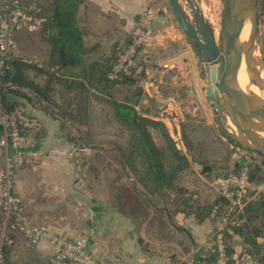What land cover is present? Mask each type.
Returning a JSON list of instances; mask_svg holds the SVG:
<instances>
[{
    "label": "crops",
    "instance_id": "obj_1",
    "mask_svg": "<svg viewBox=\"0 0 264 264\" xmlns=\"http://www.w3.org/2000/svg\"><path fill=\"white\" fill-rule=\"evenodd\" d=\"M32 6L36 16L47 19L35 33L36 65L56 71L50 81L37 73L47 98L33 101L29 113L41 123L35 140L48 147L50 157L38 167L17 171L14 181V192L32 224L71 240L89 234L99 264H214V236L223 228L234 264H264L263 253H250L252 245L264 251V237L247 241L244 229L247 215L258 216L251 224L260 226V207L248 213V205H243L235 211L237 218L230 213L226 225L213 213L197 221L188 211L198 196L216 205L220 197L211 183L231 172L239 154L245 153L222 129L199 74L189 80L195 57L200 70L199 60L169 2L33 0ZM146 14L156 27L149 65L107 94L92 88V72L102 74L112 65ZM110 101L132 106L142 118L160 123L186 158L188 165L174 178L172 189L160 188L156 183L164 179L146 174L147 164L135 153L137 139L116 118ZM1 133L0 128V140ZM150 134L165 150L161 133L151 129ZM76 147L82 159L79 152L71 154ZM219 147L227 149L222 158L215 155ZM21 238L7 249L9 264H47L46 258L54 256L51 242L32 246Z\"/></svg>",
    "mask_w": 264,
    "mask_h": 264
},
{
    "label": "built area",
    "instance_id": "obj_2",
    "mask_svg": "<svg viewBox=\"0 0 264 264\" xmlns=\"http://www.w3.org/2000/svg\"><path fill=\"white\" fill-rule=\"evenodd\" d=\"M47 19L34 16L22 7L21 0H0V79L9 70V62L13 57L16 44L15 34L26 31L40 30ZM151 15L147 14L144 24L135 27L130 35L127 46L118 49L117 58L112 66L109 78L116 80L121 77H130L140 68L151 62V47L155 31L152 26ZM19 109L9 110L0 103V128L2 138L0 147L5 151L3 173V206L0 216V264H5L3 256L4 243L10 240L4 233L7 229L16 230L28 238L32 245L42 241L52 240L55 246V256L52 264L73 262L76 264H99L89 250V235L76 240L50 236L46 231L30 224L22 216V206L19 198L12 192V176L17 169L37 163L45 157V152L36 149L26 139L24 131L36 130L39 125L36 119L27 114H21ZM9 152V153H8ZM255 153L249 156L255 157ZM257 156V155H256ZM245 160H249L248 155ZM211 186L220 197L230 203L231 212L239 211L243 205L259 202L264 198V182L257 183L249 179L247 168L238 174L219 177L213 180ZM230 212V213H231ZM228 212V214L230 215ZM214 252L217 254V264H227L225 231L223 228L215 233Z\"/></svg>",
    "mask_w": 264,
    "mask_h": 264
},
{
    "label": "water",
    "instance_id": "obj_3",
    "mask_svg": "<svg viewBox=\"0 0 264 264\" xmlns=\"http://www.w3.org/2000/svg\"><path fill=\"white\" fill-rule=\"evenodd\" d=\"M220 1L218 34L196 0L168 2L196 51L205 94L222 129L240 148L264 155V98L245 92L238 81L244 54L250 83L264 90V80L257 75L258 70H264V57L258 46L259 0ZM247 20L251 29L243 43L241 34Z\"/></svg>",
    "mask_w": 264,
    "mask_h": 264
},
{
    "label": "trees",
    "instance_id": "obj_4",
    "mask_svg": "<svg viewBox=\"0 0 264 264\" xmlns=\"http://www.w3.org/2000/svg\"><path fill=\"white\" fill-rule=\"evenodd\" d=\"M21 3H22V7L29 11L28 8L29 5L28 6L25 5L24 1H21ZM259 8H260V12L262 13L264 9V2L263 4H261V6L259 3ZM129 42L127 43V45L129 44ZM117 52L112 65H110V67L107 68L104 73L100 74L97 71H93L96 70V68H93L91 80L93 81L92 88H94L95 90H99L107 94L108 91L113 87L121 83L129 82L133 78L132 76L121 77L116 80L109 78V73L111 72L112 66L117 58ZM9 65H10L9 70L7 71L6 75L2 79H0V89H3L6 86H8L7 87L8 90L5 91L2 97L9 110H14L17 106L23 105L21 104L20 101L15 100V98L21 99L22 101L25 100L29 103H33V101L35 102L36 99H40V96L43 98H47L46 90L43 91L41 90L39 85L34 81L32 76L30 75V71H35L37 73L46 75L50 81L53 79V75H54L53 73L56 72L55 70H52L51 71L52 73L49 70H40L39 67H37V65L28 64L27 62L15 58L14 56L11 58ZM93 75L95 76L93 77ZM108 103L113 108L116 118L127 129H129L132 132L134 137H136L137 139L136 147H138L139 149L135 153L137 156H140L147 164L146 168H144L146 170V174L153 176L154 178H157V180L161 178L164 179V182L159 181L156 183V185H158L160 188L168 187L169 189H172V187L175 184H177L173 182L174 178L178 177L181 174V169L187 167L188 164L186 158L175 148L172 140L166 133L164 127L158 122L142 118L136 113V111L132 106L121 104L116 101H110ZM85 114L86 113H82V116H85ZM78 120L85 121V118H78ZM151 129L158 130L161 133L166 145L165 150L163 148H160L155 143L152 135L150 134ZM28 132L29 131H24L23 133L27 135ZM70 140L73 142V138H70ZM81 141L82 140H78V142ZM234 145L239 147L236 144ZM187 146L190 147V144H188V142H187ZM165 151H167V154ZM124 154L127 159L128 157H130L127 152ZM258 156H259L258 158L251 157L248 161L245 160L244 158H241L233 166L231 172L228 171L227 173H225V175H223V177H227L230 174H238L243 168H247L249 179L251 181H255L257 183L264 182V155L258 154ZM130 158L128 160H130ZM227 169L228 168L225 166L224 171ZM247 205L249 208L247 209L248 213L251 212L253 213L252 209L255 208L256 206L260 207V209L264 211V198H262L261 201L256 203H251V202L247 203ZM216 206H218V209H216L217 214L224 216L227 213L226 207L227 206L231 207L229 202H227L226 200L220 197V199L216 202V205L214 204L211 205L208 203H202L197 200H192V204L189 205L188 211L192 213V215L195 217L197 221H202L203 219L209 217L213 213ZM232 213H234V217L237 216V213L235 211ZM262 216L259 217V220L261 222L260 226H254L251 223L252 221L257 220L258 216L247 215L248 225L245 226L244 228L247 230L250 236L249 239L248 237L245 238L247 239V241L252 242L251 237H255V238L264 237V219H262L263 218ZM228 217L227 219H229ZM226 238H227V233L225 232V239ZM251 248H252V251H250L251 254L263 253L264 255V251L260 250L258 252V250L260 249L258 245H252ZM226 252L228 256L227 264H234V261H232L231 258L233 254V250L228 245L227 240H226ZM213 258H214V264H217V254L215 252L213 254Z\"/></svg>",
    "mask_w": 264,
    "mask_h": 264
},
{
    "label": "rangeland",
    "instance_id": "obj_5",
    "mask_svg": "<svg viewBox=\"0 0 264 264\" xmlns=\"http://www.w3.org/2000/svg\"><path fill=\"white\" fill-rule=\"evenodd\" d=\"M21 1H24V3H25V5H29L28 6V8H29V12H30V14H32V15H34V16H36L35 14H34V12H33V9H32V5H33V0H21ZM165 2H167V1H169V0H164ZM197 1V3L200 5V7H201V9H202V11H203V13H204V15H205V17L208 15V13H209V11H211L214 15H216L217 17H216V21H218V24H217V30H216V33L218 34V30L220 29V21H221V18H220V14H221V10H222V4H221V1L220 0H196ZM263 2H264V0H259V3H260V6H261V4H263ZM213 10H215V11H213ZM189 14L191 15V13L189 12ZM147 16V14L145 15V17ZM192 17V16H191ZM151 18H152V21H154L153 20V17L151 16ZM139 25H141V24H139ZM138 26V25H137ZM136 26V27H137ZM152 26H153V29H154V31H155V35H154V38H155V36H156V27H155V24L154 23H152ZM40 30H38V31H36V32H32V33H30V32H26V31H23V32H20V33H17V34H15V44H16V48H15V51H14V54H13V56L15 57V58H18V59H21V60H23V61H25V62H27L28 64H31V65H38L39 64V62L36 60V57H35V33H38ZM189 43H190V45L192 46V44H191V42L189 41ZM258 46H259V48L261 49V56L262 57H264V9H263V11H262V13L260 12V23H259V36H258ZM192 49H193V54H196V51H195V49H194V47L192 46ZM197 55V54H196ZM196 55H194V56H196ZM35 57V58H34ZM42 67H44L43 65H42ZM199 69V66H198V61H197V59H196V57H195V60H194V63H193V67H192V71H191V75H190V77H189V80H192V78L194 77V75H195V73L196 74H199V77H198V81H199V84H201L200 86L202 87V89L203 88H205V85H204V83H203V81H202V79H201V73H200V70H198ZM199 71V72H198ZM30 75L32 76V78L34 79V81L36 82V83H38L40 80V82H42L43 80V78L39 75V77H38V75H37V72H35V71H30ZM138 74H137V72L136 73H134L133 75H132V77L134 78V77H136ZM42 78V79H41ZM39 82V83H40ZM7 87L8 86H6L5 88H3V89H0V103L1 104H3V106L6 108V104H5V102H4V100H3V94L5 93V91H7L8 89H7ZM137 87H139V86H137ZM140 88V87H139ZM204 90V89H203ZM4 91V92H3ZM203 93H205V90H204V92ZM203 93H202V95H203ZM21 102V101H20ZM24 103H22L21 102V104H23V105H19V106H17L15 109H19L18 111H20V113L21 114H27V115H30L29 113H31L32 112V108H33V106L34 105H32V104H34V103H29V102H27V101H23ZM193 104V103H192ZM36 106V105H35ZM192 106H194V105H192ZM186 109V108H185ZM188 110V109H187ZM30 116H32V115H30ZM33 117V116H32ZM35 119H36V121H37V123H38V125H39V127H38V129H36V130H30L28 133H27V135H26V139L28 140V141H30V143L32 144V146L34 147V148H36L37 149V147H38V149H40V150H42V151H44L45 152V157L44 158H41L37 163H35V164H32V165H30V166H24V167H21V168H19V169H17L16 171H15V173H14V176H12V192H14V181H15V178H16V173H17V171H19V170H21V169H29V168H35V167H38V166H40L41 164H43L44 162H45V160L47 159V158H49L50 157V154H49V152H48V147L47 148H44V147H42V145H41V143H38L37 142V140H35V137H36V135L38 134V132H40L41 131V123H40V121L35 117ZM63 130H65V129H63ZM67 135H68V130H67ZM1 138H2V133H1ZM79 148L78 147H76V148H74V150L71 152V154H76L77 152H79V155H81V156H78V158L80 159L81 157H82V152H80V150H78ZM218 154L217 153H215V155L216 156H219V157H223L224 156V154H226V152H227V149H225V148H222V147H219L218 148ZM241 151V153H245V155H240L239 154V157H241V158H244L245 159V156H247L248 155V157H249V159L251 158V156H249L250 154H252V152H250L249 153V151H247V150H245V149H241L240 150ZM9 153V152H8ZM257 155V156H256ZM255 155V157H253V158H258L259 156H258V154H256ZM5 151L4 150H1V152H0V161H4V159H5ZM244 156V157H243ZM63 157V156H62ZM72 158H75V157H71V159ZM82 159V158H81ZM95 160H97V158L95 159ZM221 166H222V164H221ZM219 171H221V170H219ZM111 172H113V170H108V173L109 174H112ZM3 173H4V169H1V171H0V216H1V211H2V206H3V178H2V176H3ZM208 187V185L206 184V188ZM211 189V188H210ZM14 194L19 198V196L14 192ZM218 194V193H217ZM219 195V194H218ZM193 197V196H192ZM219 197H220V195H219ZM200 197L198 196L197 198H193V200H198ZM201 198H204L203 196H201ZM19 200H20V202H21V206H22V209H23V212H22V216L23 217H25V219H27V221L28 222H30V224H32V222H31V220L27 217V215H26V213H25V209H24V206H23V202H22V200L19 198ZM198 201H200V202H202V203H205L204 201H203V199H199ZM75 206V205H74ZM76 207V206H75ZM227 208V207H226ZM238 208H235L234 209V211H236ZM228 212L230 213L231 212V210L230 209H228L227 210V213L225 214V216L224 215H218L217 214V212H216V210L213 212V218H215L217 221H220V224L222 225H226L227 224V222H229L230 221V218L228 217L229 216V214H228ZM232 213V212H231ZM217 214V215H216ZM263 215H264V212H263ZM229 218V219H227V217ZM263 218L262 219H264V216H262ZM234 218V217H233ZM232 218V219H233ZM33 225V224H32ZM33 226H35V225H33ZM37 227V226H36ZM38 228H41V227H38ZM41 229H43V228H41ZM44 230V229H43ZM3 231L4 230H2V228H0V235H2L3 234ZM44 231H46V230H44ZM50 236H53V237H55V235H52V234H50L48 231H46ZM5 234H6V236H8V238H9V240H10V243L8 242V240L4 243V246H3V256H4V262H5V264H9L8 263V261H7V259H6V253H7V249L10 247V248H12L13 246H15L16 244L15 243H17V241H15L18 237L19 238H21V240L22 241H27V243H29L30 245H32L29 241H28V238H26L25 236H23L21 233H19V232H17L16 230H12V229H10V230H6L5 232H4ZM17 234H18V236H17ZM84 235H89V234H83V235H81V236H84ZM21 236V237H20ZM80 236V237H81ZM57 237H59V238H65V237H63V236H58L57 235ZM91 236L89 235V238H90ZM79 238V237H78ZM78 238H76V239H78ZM75 239V240H76ZM44 242H51V244H53V241L52 240H50V239H48V240H45V241H42L41 243H44ZM40 243V244H41ZM54 245V244H53ZM32 246H37V245H32ZM56 249V248H55ZM89 250H90V252L92 253V251H91V249H90V245H89ZM55 252H56V250H55ZM92 255L94 256V254L92 253ZM54 256H55V254H54ZM54 256L53 257H51V258H46V260H47V264H52L51 262H52V260H53V258H54ZM95 257V256H94ZM96 258V257H95ZM70 262V261H69ZM72 264H76V263H73V262H71ZM61 264H64V262L63 263H61Z\"/></svg>",
    "mask_w": 264,
    "mask_h": 264
},
{
    "label": "bare ground",
    "instance_id": "obj_6",
    "mask_svg": "<svg viewBox=\"0 0 264 264\" xmlns=\"http://www.w3.org/2000/svg\"><path fill=\"white\" fill-rule=\"evenodd\" d=\"M215 11V10H213ZM216 15H214L211 11H209L208 15L206 16V19L209 21V23L217 30V24L218 21H216ZM251 29V23L249 20H247L245 27L241 34V40L243 43L247 42L249 33ZM219 31V30H218ZM257 75L264 80V70H258ZM238 81L241 86V88L245 92H252L255 95L264 98V90L260 89L259 87L253 85L250 83L248 76H247V66L245 61V55H242V62L240 65L239 73H238Z\"/></svg>",
    "mask_w": 264,
    "mask_h": 264
}]
</instances>
